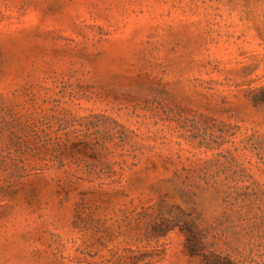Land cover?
Listing matches in <instances>:
<instances>
[{"label":"rangeland","instance_id":"374dc122","mask_svg":"<svg viewBox=\"0 0 264 264\" xmlns=\"http://www.w3.org/2000/svg\"><path fill=\"white\" fill-rule=\"evenodd\" d=\"M264 264V0H0V264Z\"/></svg>","mask_w":264,"mask_h":264},{"label":"trees","instance_id":"16d2710c","mask_svg":"<svg viewBox=\"0 0 264 264\" xmlns=\"http://www.w3.org/2000/svg\"><path fill=\"white\" fill-rule=\"evenodd\" d=\"M205 264H233L232 261L226 257H220L216 255H211L206 258Z\"/></svg>","mask_w":264,"mask_h":264}]
</instances>
